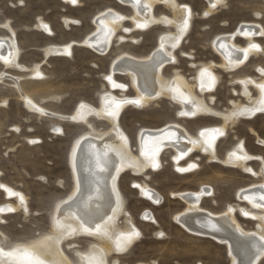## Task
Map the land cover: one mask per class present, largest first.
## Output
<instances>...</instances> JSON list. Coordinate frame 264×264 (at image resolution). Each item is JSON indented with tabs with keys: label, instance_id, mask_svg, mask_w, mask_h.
I'll use <instances>...</instances> for the list:
<instances>
[{
	"label": "rangeland",
	"instance_id": "374dc122",
	"mask_svg": "<svg viewBox=\"0 0 264 264\" xmlns=\"http://www.w3.org/2000/svg\"><path fill=\"white\" fill-rule=\"evenodd\" d=\"M178 2L191 7L193 19L190 32L177 51L179 63L163 71L166 78H170L173 71L178 70L194 86L193 78L198 67L191 68L189 64L220 63L211 47L216 36L229 34L242 23H256L264 30V0H227L226 7L220 5L207 16L204 15L207 11L204 0ZM109 8L126 16L132 14L130 8L119 5L115 0H79L77 7L64 4L61 0H0V37L9 36L6 29L1 27L8 22L15 32V42L20 51L18 63L28 69L39 65L44 77L41 80H36L35 77L29 79L27 71L4 68L1 62L0 73L3 71L12 75V78H21L22 89L51 114L69 116L81 102L98 107L100 94L108 89L103 75L108 72L110 62L124 52L134 56L147 55L155 48L160 33L173 30L171 27L155 26L144 33L134 32L127 38L139 39L138 44L129 41L116 46L113 42L111 52L104 57L96 56L84 47H74L70 58L43 55V49L47 45L82 41L94 30L92 18ZM155 14L172 17L171 11L162 6L155 7ZM64 19L78 24L71 23L66 27ZM38 20L48 25L51 36L37 30ZM123 26L131 28L132 24L126 22ZM122 34L121 31L118 33ZM255 42L264 50V38H258ZM235 43L243 46L246 41L237 38ZM180 52L191 55V61L183 58ZM260 67L264 69V55L251 59L244 68L231 74L215 69L220 83L216 92L205 95V101L210 103L209 98L212 97L213 102L209 105L223 113L230 108L229 101L245 103L240 95H233V91L240 90L237 80L245 77L258 78L255 69ZM115 79L123 84L129 83L127 77L116 75ZM3 81L0 82V184L23 194L28 208L27 213L18 210L3 216L0 241L2 240L4 247H9L29 243L51 233L54 207L69 194L72 187L68 166L69 151L74 140L87 129L81 124L59 122L29 112L19 99L18 92L10 87L11 78L5 77ZM114 94L119 92L114 91ZM126 94L133 96L134 91L130 89ZM252 94L255 96L253 90ZM177 110L178 107L166 99L139 110L126 108L120 114L118 123L128 136L133 153L137 154L136 134L141 128L156 129L174 122L194 136L199 127L221 124V120L210 117L178 119ZM89 123L96 131L108 129L107 123L95 118H90ZM56 126L61 128V133L53 132ZM16 128L20 131L16 132ZM33 139L39 142L29 143ZM240 141L249 153L264 160V114H259L252 120H239L229 128L227 136L216 145L218 158L222 159ZM171 155L170 150L161 154L162 166L156 172L147 171L140 176L126 172L120 176L118 186L124 199L125 213L130 216L128 217L141 235L125 254L110 255L109 263L230 264L224 246L212 239L191 235L175 223L173 217L184 209L185 203L176 199L174 194L194 193L202 186L210 187L214 196L203 199L201 206L213 213H221L227 205L237 204L234 194L238 188L259 182L260 178L253 179L240 170L211 162L208 157L199 153L189 158L198 163V168L193 172L180 174L171 162ZM250 166L255 171L259 170L257 162H251ZM134 183L146 184L162 198L157 204L152 203L138 193L133 187ZM5 203L15 204V200L8 199L0 188V205ZM145 213H148V218L144 217ZM149 217L155 218L156 225L148 220ZM237 218L246 230H253L256 226L254 221L244 220L239 216ZM125 223L122 216L117 224L124 227ZM160 232L164 233L163 237L157 234ZM69 243H72L70 248L63 245L65 253L73 264H78L75 252H86L90 244L99 242L80 237ZM259 264H264V259Z\"/></svg>",
	"mask_w": 264,
	"mask_h": 264
},
{
	"label": "bare ground",
	"instance_id": "6f19581e",
	"mask_svg": "<svg viewBox=\"0 0 264 264\" xmlns=\"http://www.w3.org/2000/svg\"><path fill=\"white\" fill-rule=\"evenodd\" d=\"M61 1L71 7H77L79 5V0L76 5L71 4L69 0ZM115 1L121 6L130 8L132 14L126 16L113 9H105L92 18L91 22L94 25V30L82 41L69 42L65 45H47L43 49V55L45 57L64 56L70 58L72 57V50L74 47H84L96 56L104 57L111 52L114 43L116 46H120L129 41H132L133 44H138L139 39L127 38L134 32L144 33L155 26H162L165 28L171 27L173 29L172 31L160 33L157 37L155 48L147 55L134 56L124 52L116 56L110 62L108 72L103 75L108 89L100 94L98 107L81 102L77 104L75 110L69 116L51 114L35 103L31 96L22 89L20 85L21 78H12V75L9 76L3 71L0 73V82L3 81L5 77L8 79L11 78L12 84L10 87L18 92L19 99L23 101V105L26 107L25 109L29 112L35 113L40 117L53 118V120L55 119L59 122H68L73 125L81 124L87 129L86 132L78 136L72 143L68 155V166L72 180L71 191L65 198L56 203L52 215L51 233L44 236H55L58 234V230L53 227L55 219L61 220L66 230L71 231V229H75L76 231L72 235H65L58 244L50 246L48 242H45L39 250L41 255L48 260L50 264H73L66 255L63 245L66 244L67 248H70L72 243H69V241L74 242V240L80 237L92 238L93 240L96 239L99 243L90 244L86 252L76 251L75 255L78 259V264H90V261L82 259V257L88 256L90 253L102 255L104 264H111L108 260L110 255H122L128 252L140 238L141 233L133 225V222L129 218L130 216L128 215V217L125 213L124 199L118 186L119 178L126 172H130L135 176H140L147 171H158L162 166L161 154L166 150H170L172 151L171 162L176 171L178 168L188 169L192 164L197 166L184 172L177 171L180 174H187L198 168V163L189 160V158L199 153L202 156L208 157L211 162L224 167L240 170L253 179L260 178L259 182H253L247 186L238 188L234 194L237 204L227 205L221 213H213L201 206L203 199L212 198L214 196V192L210 187L202 186L194 193L174 194L176 199L185 203V207L173 217L175 223L187 233L202 238L212 239L220 246H224L230 259V264H259L264 259V239H262V237H264V207H256L255 205H264V200H260L259 198L260 195L264 194V160L260 156L249 153L245 146L244 150L240 151L238 146L243 143L242 141L237 142V144L228 150L224 157L220 159L217 156L218 154H216V145L227 136L228 129L237 121L252 120L257 115L264 114V111H261L257 112L255 115H232L233 112H239L242 109L264 108V104L261 103V101L264 100V93L257 87V84L264 83V69L261 67L255 69L258 78L245 77L237 80L240 90L237 92L233 91V95H240L245 103L229 101L230 108L224 113L216 111L213 109V106L211 107V105H209L213 102L212 97L209 98L210 103H207L204 97L205 95L207 96V94H213L216 92V89H218L220 77L215 72V69L231 74L244 68L251 59L264 55V50L261 45L255 42L258 38H264V35L261 34L264 33L263 28L256 23H242L239 24L233 32L216 36L211 42V47L215 55L219 57L220 63L189 64L188 66L191 68L198 67L193 78V86L178 70H174L170 78H166L163 75L165 68L174 67L179 63L177 51L183 45V39L189 34L191 29L193 19L191 7L189 5L180 4L178 0H140L139 5L136 3V0ZM204 1L207 5L206 12L208 15L220 6L218 5L216 8L211 6L215 3V0ZM144 5H147V8H145ZM156 6H162L171 11L172 17H168L164 14L156 15ZM186 8L191 9L190 18H188ZM120 17H123V19H120ZM186 18H188V28L182 33L180 28ZM63 21L66 27L71 23L78 24L71 20L64 19ZM126 22H130L132 27H124L123 24ZM142 23H146L147 27L143 29L138 28L137 24ZM4 24H7L8 27H1L6 29L9 33L8 37H0V62L4 68L25 70L29 73V79L33 77H35L36 80L43 79L44 75L40 72L39 65H35L33 68L28 69L18 63L20 51L15 42V32L9 26L8 22ZM44 24L46 23L38 20V24L36 25L37 30L43 31L48 36H51L52 32L49 27L47 31L42 27ZM125 29L128 30L125 31ZM120 31L123 33L122 35H118ZM237 38L245 40L246 44L243 46L237 45L235 43ZM251 44L259 45L260 50L257 51L251 48ZM174 45L176 46L174 47ZM161 48L163 49L162 52ZM66 49L71 52V55L66 54ZM244 50L248 52L246 60L244 59ZM154 53H158V55L154 56ZM180 53L183 58L191 61V55L184 54L183 52ZM171 57H175V63L169 62ZM240 61L243 62L241 63ZM157 65L161 66L158 67ZM203 69H207L208 72L216 78L215 86L212 91L207 90L212 84V81L209 75H201ZM37 72L41 75L37 76ZM116 75L127 77L129 83L123 84L117 82L115 79ZM106 76H111L112 82L107 80ZM241 81H244V83H241ZM249 81H251V83H249ZM201 85H203V89ZM130 89L134 91L133 96H128L126 94ZM252 90L255 92V96H253ZM114 91L119 92V94H114ZM161 99L170 100L178 107L176 112L178 119L184 118L191 120L200 117H210L221 120V124L199 127L194 136L184 127L174 122L156 129L141 128L136 134L137 154H134L130 140L120 127L118 118L128 107L139 110ZM136 100H139L141 103L139 105L132 103V101ZM29 101H31V103H29ZM117 102L121 103L120 108L115 107ZM82 103L85 105L83 109L80 108V104ZM193 103L199 107L194 108ZM106 108L114 111L116 115L114 117L107 116L105 114ZM185 112H195V115H182V113ZM73 117H75V119H73ZM90 118H95L98 121L107 123L108 129L102 132L94 130L89 123ZM55 128L60 127L56 126L53 128V132L56 134L54 131ZM214 129L223 131L224 135L219 136L218 133L213 131ZM201 131L205 132L203 137L200 136ZM121 137H126L127 140H123ZM81 139L84 140V143L81 148L77 150V141ZM205 142L212 144L213 148H209L208 151H205ZM106 144L113 149L109 151L111 164L108 170L101 172L95 167V154L105 151ZM93 145H95V147H93ZM74 152L75 155H73ZM141 152H146L150 157L159 161L160 167L156 170L147 167L146 164L148 161L145 156L141 155ZM232 153H236V155H232ZM245 155L252 158L237 159L238 156L243 157ZM251 162H257L259 164L258 171H255L250 166ZM117 166L120 167V171L117 179L112 181L110 177L116 174L114 169ZM139 185L140 188H134L142 197L149 199L152 203L157 204L162 198L157 192L150 190L146 184ZM5 188L11 190V192L19 193L4 186V188H2L3 193L8 199H14L15 204L5 203L0 205V208L6 210L11 207L15 209L14 212L22 210L24 213H27L26 197L19 193L24 196V204H21L19 196H10L9 193L4 190ZM97 188L100 190L99 194L96 192ZM74 195L75 199L69 201V197ZM90 196L92 197L91 200H89ZM64 201H68V203H63ZM85 202H87V207L84 206ZM240 204H245V206H241ZM57 205L61 206L59 213L56 212ZM229 209H232V211H229ZM8 213L7 211L0 213V224L3 222V216L8 215ZM245 213L248 215H245ZM81 216H83L84 220L89 222L83 225V227V221L80 219ZM122 216L125 218L126 223L124 227H119L117 223ZM237 216L244 220L256 222L255 228L253 230L244 229ZM144 217L148 218V213H145ZM154 219L155 218L149 217L148 220L156 225ZM96 224L100 225L99 232L95 231ZM213 225L215 227H213ZM84 227H90L91 233L84 232ZM133 230L140 233L139 237L134 238L130 244L126 241H121L126 251H117V237L122 233L127 235ZM44 236L36 240H41ZM34 241L4 247L1 240L0 248H2L4 252H9L15 247H28ZM0 264H25V261L21 256H0Z\"/></svg>",
	"mask_w": 264,
	"mask_h": 264
},
{
	"label": "snow or ice",
	"instance_id": "6c2138e0",
	"mask_svg": "<svg viewBox=\"0 0 264 264\" xmlns=\"http://www.w3.org/2000/svg\"><path fill=\"white\" fill-rule=\"evenodd\" d=\"M69 2L73 5H76L78 0H69ZM136 3L139 5L140 3V0H136ZM218 5H221V6H227V0H215V3H213L211 6L213 8H216ZM145 8H147V5H144ZM186 11L188 13V18L191 17V9L190 8H186ZM205 15L207 16L208 13L206 12ZM188 18H186L183 22V25L181 26L180 28V31L183 33L187 30L188 28ZM120 19H123V17H120ZM3 27L7 28L8 25L7 24H4L2 25ZM42 27L47 31L48 30V26L46 24L42 25ZM137 27L138 28H146L147 27V24L146 23H142V24H137ZM128 29H125V31H127ZM244 34H247V33H244ZM262 35H264V33H261ZM176 45H174L175 47ZM251 48L253 49H256L257 51L260 50L259 48V45L257 44H251L250 45ZM163 51V49L161 48V52ZM66 54L68 55H71V52L68 51L66 49ZM154 56L155 55H158V53H154L153 54ZM248 57V52L247 50H244V59L246 60ZM7 62V61H6ZM170 63H175V57H171L170 60H169ZM241 63L243 61H240ZM158 67L161 66V65H157ZM209 75L210 78H211V81H212V84L208 87V91H212L214 86H215V76H212L211 73L208 72L207 69H203L201 71V75ZM41 74L39 72H37V76H40ZM106 79L109 80L110 82H112V78L111 76H106ZM241 83H244V81H241ZM249 83H251V81H249ZM257 87L261 90L262 93H264V83H259L257 84ZM201 88L203 89V85H201ZM154 98V97H153ZM187 102V101H186ZM29 103H31V101H29ZM132 103H135L137 105H139L141 102L139 100H136V101H132ZM262 104H264V100L261 101ZM115 107L116 108H120L121 107V103L117 102L115 104ZM193 107L196 108V107H199L198 105H195L193 103ZM80 108L83 109L85 108V105L82 103L80 104ZM42 111V110H40ZM261 111H264V108H260V107H257V108H247V109H242L240 110L239 112H233L232 115L233 116H237V115H255L257 112H261ZM105 114L109 117H114L116 115V113L112 110H109V109H105ZM182 115H195V112H185V113H182ZM73 119H75V117H73ZM16 132H19L20 129L19 128H16L14 129ZM55 132L57 133H61L62 130L60 128H55L54 129ZM215 133H218L219 136H223L224 135V132L223 131H220L219 129H214L213 130ZM205 135V132L204 131H201L200 132V136L203 137ZM121 139L123 140H127L126 137H121ZM39 141L38 140H30L29 143H38ZM84 143V140L81 139V140H78L77 141V144H76V149L79 150L81 148V146L83 145ZM206 146H205V151H208L209 148H213V145L212 144H208L207 142H205ZM93 147H95V145H93ZM239 149L240 151H243L244 150V145L243 143L239 144ZM112 147L109 146V145H105V151H103L102 153H96L95 154V167L97 169H99L101 172H104L106 170H108L109 168V165L111 164V158L109 157V151H112ZM214 150V149H213ZM190 151V150H189ZM73 155H75V152L73 153ZM141 155L145 156V158L147 159L148 163L146 164L147 167H151L153 170H156L160 167V163L159 161L155 160L154 158L150 157L148 153L146 152H141ZM232 155H236V153H232ZM252 157H249L247 155L243 156V157H240L238 156L237 159H251ZM197 167L195 164H192L189 166L188 169H184V168H178L177 171H180V172H184V171H187V170H190L192 168H195ZM250 170V169H249ZM119 171H120V167L117 166L115 169H114V172L116 173L115 175H112L110 177V179L112 181H115L117 179V176L119 174ZM133 187L135 188H140V185L139 184H134ZM0 188H4V185L0 184ZM5 191H7L9 193L10 196L12 195H18L19 196V200L21 202V204H24V196L23 195H20L19 193H14V192H11V190L5 188L4 189ZM99 188L96 189V192L97 194H99ZM211 194V193H209ZM151 198V197H150ZM260 200H264V194L260 195ZM75 199V195L72 196V197H69V201ZM92 197L90 196L89 197V200H91ZM63 203H68V201H64ZM85 207H87V202H85ZM256 207H264V205H255ZM27 210V209H25ZM61 210V206L60 205H57L56 207V212L59 213ZM14 212L15 209L14 208H7L6 210L4 208H0V213H3V212ZM229 211H232V209H229ZM245 215H248L247 213H245ZM255 218V217H253ZM80 219L83 221V224H82V227L83 225H86L88 224L89 222L87 220H84L83 216L80 217ZM53 227L58 230V234L55 235V236H44L43 239L41 240H36L34 241L33 243H31L28 247H24V248H21V247H15V248H12L11 251L9 252H4L2 248H0V256H5V257H16V256H21L23 258V260L25 261V264H50V262L48 260H46L40 253V248L41 246L45 243V242H48L49 245H55V244H58L60 242L61 239H63V237L65 235H72L76 230L75 229H71V231H68L66 230L65 228V225L62 223L61 220L59 219H55L54 220V225ZM213 227H215L213 225ZM84 232L86 233H91V229L90 227H84L83 228ZM95 231L96 232H99L100 231V225L99 224H96L95 226ZM140 235V233L138 231H135L133 230L132 232L128 233L127 235L125 234H121L119 237H117L116 239V250L117 251H120V252H123V251H126V248L124 246H122V243L121 241H126L127 243H131V241L134 239V238H138ZM159 235L161 237L164 236V233L163 232H160ZM262 239H264V237H262ZM82 259L84 260H88L90 261V264H104V261H103V258H102V255L100 254H95V253H90L88 256H85V257H82ZM75 264V262H74Z\"/></svg>",
	"mask_w": 264,
	"mask_h": 264
}]
</instances>
